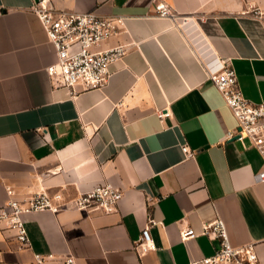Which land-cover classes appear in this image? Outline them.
I'll list each match as a JSON object with an SVG mask.
<instances>
[{
  "label": "crops",
  "instance_id": "0c3cea01",
  "mask_svg": "<svg viewBox=\"0 0 264 264\" xmlns=\"http://www.w3.org/2000/svg\"><path fill=\"white\" fill-rule=\"evenodd\" d=\"M61 11L125 15L101 48L127 45L100 88L56 87L57 60L35 0H0V206L7 187L26 197L62 193L63 209L26 215L20 247L0 226V264H189L214 254L203 224L221 217L234 245L254 242L264 264V156L249 138L232 140L237 119L209 71L229 60L249 100L264 102V0H50ZM164 2L182 28L156 13ZM260 11L258 15L255 11ZM172 115L162 121L158 111ZM195 152L185 157L182 144ZM123 191L113 213L75 208L99 183ZM150 218L158 248L134 246ZM199 234L187 241L181 230Z\"/></svg>",
  "mask_w": 264,
  "mask_h": 264
},
{
  "label": "built area",
  "instance_id": "2783aa9c",
  "mask_svg": "<svg viewBox=\"0 0 264 264\" xmlns=\"http://www.w3.org/2000/svg\"><path fill=\"white\" fill-rule=\"evenodd\" d=\"M32 8L40 18L49 41L56 49L57 60L47 67L53 84L56 87H65L73 94L105 86L111 76L110 66L126 55L128 47L118 44L101 48V45L125 27L126 16L101 15L92 11H61L50 0H40ZM156 13L160 17L171 19L181 28L186 20L164 2L157 4ZM255 13L262 14L259 10ZM209 80L219 89L237 119V126L228 131L227 138L231 139L236 135L239 136L238 139L249 138L264 156V102L256 103L245 97L237 73L229 60L223 61L220 69L209 71ZM171 115L168 107L158 111L162 121ZM182 150L187 158L195 154L187 142L182 144ZM256 179L264 182V169L256 174ZM7 193V201L0 206V226L4 231L13 233L21 248L31 245L26 215L35 211L59 212L63 209L64 196L59 192L51 194L43 190L26 197H19L12 187H7ZM122 198L123 191L119 187L110 182H103L80 193L74 205L78 210L101 211L108 214L119 209ZM158 223L156 219L150 218L143 228L134 246L139 254L158 248L151 235L152 226ZM201 233L219 241L220 247L214 254L193 259L189 264L258 263L256 244L249 242L234 245L223 218L218 217L213 221L205 222ZM198 234L193 227H185L181 230L183 241ZM55 259L54 253L35 254L38 264H49ZM61 264H77V259L70 253L62 259Z\"/></svg>",
  "mask_w": 264,
  "mask_h": 264
},
{
  "label": "water",
  "instance_id": "95a60500",
  "mask_svg": "<svg viewBox=\"0 0 264 264\" xmlns=\"http://www.w3.org/2000/svg\"><path fill=\"white\" fill-rule=\"evenodd\" d=\"M36 2H39L40 0H35ZM239 138V136L238 135H236V136H234L233 138H231L232 140H237ZM218 244H219V246H220V243H219V241H218Z\"/></svg>",
  "mask_w": 264,
  "mask_h": 264
}]
</instances>
